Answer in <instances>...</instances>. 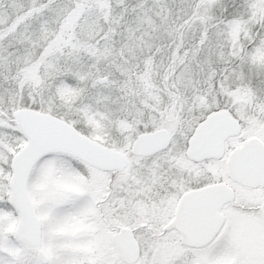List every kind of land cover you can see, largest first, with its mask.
I'll return each mask as SVG.
<instances>
[{
	"label": "snow or ice",
	"instance_id": "6c2138e0",
	"mask_svg": "<svg viewBox=\"0 0 264 264\" xmlns=\"http://www.w3.org/2000/svg\"><path fill=\"white\" fill-rule=\"evenodd\" d=\"M0 264H264V0H0Z\"/></svg>",
	"mask_w": 264,
	"mask_h": 264
}]
</instances>
